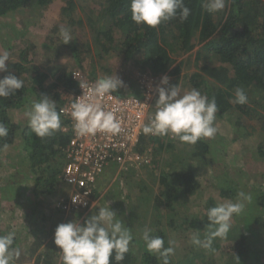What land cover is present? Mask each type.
Masks as SVG:
<instances>
[{
  "label": "trees",
  "instance_id": "trees-1",
  "mask_svg": "<svg viewBox=\"0 0 264 264\" xmlns=\"http://www.w3.org/2000/svg\"><path fill=\"white\" fill-rule=\"evenodd\" d=\"M50 2L0 0V17L14 13L21 21V27L16 31L24 35L28 26L36 27L43 23L42 10ZM130 3L131 0H60L57 11L59 18L51 21L49 33L37 44L34 40H26L27 37L16 35L13 36L15 40L20 39L24 46L8 42V38H12L11 32L15 31L13 25L7 29L10 36L0 33L4 50L14 58L6 62L8 72L0 73V78L11 73L24 82L23 88L14 95L0 97V123L8 128V135L0 137V157L8 146L19 145L26 161L24 168L31 174V192L36 203L35 208L29 211L24 230L14 235L13 247L19 249L20 256L12 264H62L57 252L59 249L54 244L57 225L78 219L83 224L100 208L95 205L89 209L72 208L68 212L54 202L51 217H46L43 211L47 203L57 198L59 200L63 195L62 170L70 135L60 129L51 137L41 139L28 127V120L13 118L16 111L27 108L25 106L31 103L33 96L37 100L40 95L51 97L60 111L65 101L62 95L77 92L78 82L72 70L81 64L83 49L78 46V39L87 38L97 58L103 60L106 55L112 58L109 63H92L87 74H83L86 78L100 79L116 72L123 86L114 93L142 96L144 86L141 77H152L157 82L167 76L168 86L181 84L184 88L198 89L210 100L215 98L219 109L216 115L228 121L234 130L244 127L245 136L250 130L264 132V0H225L224 10L217 13L206 11L203 7L206 0H184L190 9L187 20L181 22L177 17L161 23L155 29L132 21ZM61 27L71 31L73 40L68 44H63L59 36ZM15 40L12 42L18 41ZM193 49L191 61L189 52ZM65 54H71L74 67L58 63ZM184 56L186 58L183 59ZM178 58H181V62H177ZM182 65L185 72L180 75ZM47 79L49 81L46 83ZM237 88L243 89L247 95L248 102L244 105L234 103ZM155 97L158 98V94ZM67 124L68 120L61 114V125ZM152 145L156 156L151 169H146L145 174L153 175L152 182L157 179V190L149 187L144 180L138 182L137 178L131 184L125 182L130 195L123 200L126 192H115V196L121 200L119 206L115 207L117 216L126 227L138 230L141 235L148 229L151 235L162 237L165 247H169L165 240L166 225L173 232L192 230V234H197L203 241V231L208 229L209 223L207 210L217 206L215 202L207 199L196 217H188L190 214L174 205L178 195H182L184 200L198 195L201 188L199 175L203 167H194L186 159H202L206 171H211L208 158L213 154V140L203 138L195 145H189L178 139H164L142 132L135 149L142 154ZM256 151L259 158L264 159V135L257 143ZM109 167L115 168L114 165ZM106 169L101 178L97 177V187H93L91 199L99 196L111 177L105 172ZM17 170L23 173L22 168ZM128 174L138 176V173L131 171ZM214 178L216 182L219 181L220 195L227 199L237 198L242 189H248L251 200L247 201V210L240 214L242 218H238L247 234L236 238L235 245L221 246L215 238L210 247L197 246L196 253L193 250L191 259L184 264H195V256H199L198 264H214L211 257L205 258L217 252L220 258L228 260L224 264H264V242L260 238L261 231H264V192L254 183L247 186L238 178L227 176V173ZM6 188L4 186L3 190L7 191ZM31 224L33 227H29ZM6 234L0 229V235ZM28 236L31 238L29 243ZM47 236L50 240L41 249ZM141 237L133 239L135 245L129 246L122 264H162L156 255L146 250ZM168 259L169 264H178L172 255ZM111 264H116L114 259Z\"/></svg>",
  "mask_w": 264,
  "mask_h": 264
},
{
  "label": "clouds",
  "instance_id": "clouds-1",
  "mask_svg": "<svg viewBox=\"0 0 264 264\" xmlns=\"http://www.w3.org/2000/svg\"><path fill=\"white\" fill-rule=\"evenodd\" d=\"M225 0H206L203 7L209 13H217L225 8ZM131 19L137 25L157 28L161 23L179 17L181 22L187 20L190 9L184 0H131ZM59 36L63 44L73 40L70 29L61 27ZM8 52L0 54V73L8 72L6 64L9 61ZM24 82L11 73L0 78V97L8 98L22 89ZM169 78L161 77L156 92L158 98L155 102V112L149 118L142 131L145 135L170 136L181 143L195 145L203 138H213L217 132L214 127L218 106L215 98L211 100L202 95L198 89H191L181 93L178 85L168 86ZM123 81L117 77H102L98 79L91 89V95L77 97L71 104V118L74 121V131L78 136H94L97 132L118 134L121 131L120 121L113 111H105L99 98L111 95ZM248 102L244 90L237 88L234 103L244 105ZM56 102L47 95H40L34 100L31 107L25 112L28 127L41 139L51 137L61 129V114ZM8 135V128L0 123V137ZM116 173V172H115ZM251 197L244 192L237 194L236 202H228L211 207L207 210L208 234L202 241L197 234L192 236V243L201 247H210L215 238L224 239L231 228V218L239 214L244 208V202ZM80 201L79 196L72 202ZM14 233L0 235V264H12L18 259L20 251L14 248ZM131 228L125 226L117 213L107 204L99 208L83 224L77 220L60 223L54 231V244L57 246L62 264H122L125 255L130 250L133 241ZM142 240L146 250L162 261L169 264V256L174 254V248L169 241L165 247L160 236H153L150 230L145 229Z\"/></svg>",
  "mask_w": 264,
  "mask_h": 264
},
{
  "label": "rangeland",
  "instance_id": "rangeland-1",
  "mask_svg": "<svg viewBox=\"0 0 264 264\" xmlns=\"http://www.w3.org/2000/svg\"><path fill=\"white\" fill-rule=\"evenodd\" d=\"M60 0H51L50 4L42 11H44L42 21L43 23H39V26L31 27L28 26L26 30L24 31V35H20L16 29H19L21 27V21L19 18H16L15 14L12 13L10 15H7L5 17H0V33L3 32L5 35H11L12 38L9 39L8 42L15 43V45L18 46H24V42L19 41L20 39L15 40L16 38L13 37L16 35L17 37H27L26 40L29 41H35L37 44L38 42L41 43V40H43V37L49 33L51 24V21L54 19L59 18L58 14V4ZM43 13V12H42ZM53 22V21H52ZM9 25H13L15 28V31L9 32ZM18 25V26H17ZM8 29V30H7ZM5 31V32H4ZM78 39L77 44L81 49H83V53H81L80 57V66H78L76 69H79L82 73L85 75L86 72L90 69L91 64L98 65V62L103 61L104 63H109L112 61V58L109 56L102 60L99 57L97 58L95 56V53L93 49L89 46L91 43L88 41L87 38ZM17 42H12V41ZM5 44L3 40H0V54L5 52L4 50ZM195 49V48H194ZM189 52L191 53V61L193 58V51ZM9 54V52H8ZM186 56V55H185ZM183 57L186 58V57ZM9 59H14L9 54ZM181 58L177 59V62L180 61ZM41 60L42 57H41ZM58 63H61L62 65L68 67L70 64V67H74L73 63L75 62L72 58L71 54H65L64 58H61L58 60ZM115 62H117V59H114ZM181 62V61H180ZM43 63V62H41ZM41 65V64H38ZM43 65V64H42ZM73 65V66H72ZM46 66V64H45ZM44 69V68H42ZM47 69V68H46ZM44 69V70H46ZM182 70H180V75H182L185 70L182 65ZM74 70V68H73ZM136 75V71L134 72ZM114 75H109L114 77ZM102 75V74H101ZM105 76H108L107 74ZM98 79V78H97ZM161 78L155 82L156 85L160 84ZM49 81V79L46 80V83ZM179 88L182 89V94L186 91L191 90L192 88L189 87H182L181 84L179 85ZM69 94L64 93L62 95L63 99H66ZM31 100H37L34 96L31 97ZM156 100V97H155ZM31 101V103H32ZM31 103L27 104L25 107H22L18 111L15 112L14 119L17 120H28L25 116V112L31 107ZM214 127L217 128V132L213 138H210V140H213V154L209 156V165H211L212 170L206 171L205 165H203L204 161L202 159H197L196 161L186 159L188 163H192L194 167H203L200 175H199V181H200V191H198V195L194 194L191 195V197H188L186 200L182 197V195H178V200H176V203L174 206L176 208L180 209L182 211H185L186 213L190 214V216L196 217L201 205L204 204V202L207 199H212L216 205L228 203V202H236L237 198H224L220 195L219 190V181L216 182L215 176H222L229 175L232 178H238V181L246 184L247 186H250V184H255L260 188L261 191L264 192V159H260L258 154L256 153V145L259 141L262 140V137L264 135V132L256 129V130H250V133L246 136L243 135L245 133V128H237V130H234L231 126V124L226 121L225 119L219 118L216 115V119L214 121ZM164 139L171 138L170 136H164ZM209 139V138H206ZM19 144V143H18ZM153 145L148 147L145 157L146 161L142 162L140 165L134 166L128 170H130L132 173H138V176L136 175H130V171L125 170H119L118 173H115V168H107L105 172H107L109 175H111L110 178H108V182L102 189L99 196L94 200L93 205L90 208H94L95 205L101 207H106L107 204H109L110 208L115 211V207L119 206L121 203L120 197L115 196V192L120 193L121 191L126 192L123 200L127 198L128 195H130V190H128V185L133 183V181H145L149 187L157 190L158 181L157 179L155 182H152L153 175L152 174H145L146 169H151L152 161L154 157L156 156L154 151ZM212 161V162H211ZM26 161L24 160V155L21 149L19 148V145H12L8 146L3 153H1L0 157V229L1 231H5L6 233L13 232L15 235H18V232H21L24 230V225L26 223V218H28V215H30L29 211L35 208L34 206L36 203L34 202L35 197L31 192L32 188V179L30 172L24 168ZM22 168L23 173H18L17 169ZM156 172V171H155ZM211 173V174H210ZM126 176H129L128 178ZM155 176V175H154ZM157 176V174H156ZM127 180V181H126ZM133 180V181H132ZM129 182V183H125ZM125 183V184H124ZM9 184V185H8ZM4 186H6L7 191L3 190ZM62 187V196L66 195L68 192V187L64 184ZM247 190V191H246ZM241 192H244L248 195V189H242ZM156 193V192H155ZM180 194V193H179ZM61 196V197H62ZM138 197V196H137ZM60 198V197H59ZM141 199V198H140ZM58 198L56 200H53L52 203H47L48 206L44 209V214L47 218H50L53 207L57 204ZM55 202V205H54ZM248 203L247 201L244 202V208L241 213H243L245 210H247ZM128 211V209H127ZM241 213L233 215L231 218L230 224L231 228L226 238L220 239L217 238V243L221 246L224 245H235L236 238L246 236V232L243 229L242 222L239 221L238 218L241 217ZM27 216V217H26ZM80 219L77 221L79 222ZM180 221V220H178ZM46 222H49L47 220ZM29 227H33V224H31ZM41 228V226L39 227ZM43 228V227H42ZM46 228V225L43 229ZM167 228V229H166ZM133 233V239H140L142 236L138 230H131ZM209 229H206L203 231L202 237L205 239V237L208 234ZM165 240L169 243L171 241V246L174 248V254L172 255V258L175 262L178 264H184L186 261H189L191 259L190 254H193L196 251L197 245H194L192 243V230H186L183 232H173L169 229V227L166 225L165 227ZM185 234V235H183ZM201 237V238H202ZM29 241L31 238L28 236ZM260 238L262 239L261 242H264V231L262 230L260 233ZM50 240V237H46L44 242L42 243L41 249L44 247L46 243ZM215 241V242H216ZM27 245V244H26ZM135 245V242H131L130 246ZM262 245H264L262 243ZM18 247H20L19 244H17ZM196 253V252H195ZM197 255V254H195ZM227 256V255H226ZM195 264H198L197 258L199 256H195ZM210 258L214 261V264H224L225 261H228L224 258H220L219 252L213 255H206V258ZM226 258V257H225ZM228 259V258H227ZM30 264V263H29Z\"/></svg>",
  "mask_w": 264,
  "mask_h": 264
},
{
  "label": "built area",
  "instance_id": "built-area-1",
  "mask_svg": "<svg viewBox=\"0 0 264 264\" xmlns=\"http://www.w3.org/2000/svg\"><path fill=\"white\" fill-rule=\"evenodd\" d=\"M72 75L78 82V90L63 102L60 111L68 120L67 125L61 127V131L69 133L65 148L66 162L62 170V179L68 187L67 194L62 196L57 205H61L66 211L72 208L89 209L95 199H91L93 187H97V177L101 178L103 170L110 165L119 170H128L146 161L145 154L139 153L135 146L142 134V128L149 123V118L155 112V95L157 94L156 80L152 77H141L143 84L142 96L118 95L111 93L99 98V103L105 111H113L120 121L121 131L118 134L97 132L94 136H78L73 128L74 121L71 118V104L77 97L83 95L89 97L91 89L98 79L86 78L84 74L74 68ZM160 85V84H159ZM157 99V98H156ZM79 196L80 201L72 202Z\"/></svg>",
  "mask_w": 264,
  "mask_h": 264
}]
</instances>
